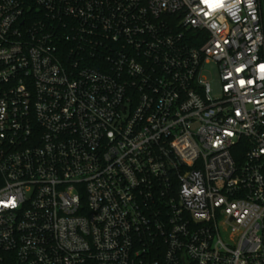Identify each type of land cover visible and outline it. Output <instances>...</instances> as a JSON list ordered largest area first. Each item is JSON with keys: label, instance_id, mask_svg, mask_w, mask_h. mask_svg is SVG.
<instances>
[{"label": "built area", "instance_id": "1", "mask_svg": "<svg viewBox=\"0 0 264 264\" xmlns=\"http://www.w3.org/2000/svg\"><path fill=\"white\" fill-rule=\"evenodd\" d=\"M261 4L0 0V264H264Z\"/></svg>", "mask_w": 264, "mask_h": 264}, {"label": "rangeland", "instance_id": "2", "mask_svg": "<svg viewBox=\"0 0 264 264\" xmlns=\"http://www.w3.org/2000/svg\"><path fill=\"white\" fill-rule=\"evenodd\" d=\"M262 6L264 7V0H262ZM209 79L211 80L212 92L213 94H215L218 89V83L216 82V75L214 71H213V74L212 73L209 74Z\"/></svg>", "mask_w": 264, "mask_h": 264}, {"label": "trees", "instance_id": "3", "mask_svg": "<svg viewBox=\"0 0 264 264\" xmlns=\"http://www.w3.org/2000/svg\"><path fill=\"white\" fill-rule=\"evenodd\" d=\"M261 13H262V19H263V26H264V7L262 6V4H261ZM235 157H236V160L239 159L237 155Z\"/></svg>", "mask_w": 264, "mask_h": 264}]
</instances>
